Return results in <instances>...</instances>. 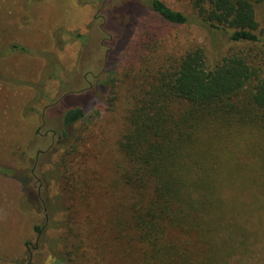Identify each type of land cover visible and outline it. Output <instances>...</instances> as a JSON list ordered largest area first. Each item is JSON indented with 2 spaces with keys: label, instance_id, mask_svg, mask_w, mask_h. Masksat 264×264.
<instances>
[{
  "label": "trees",
  "instance_id": "1",
  "mask_svg": "<svg viewBox=\"0 0 264 264\" xmlns=\"http://www.w3.org/2000/svg\"><path fill=\"white\" fill-rule=\"evenodd\" d=\"M144 1L170 23L222 34L228 47L196 43L156 56L151 49L122 62V70L110 52L101 70L113 74L99 109L122 115L107 143L114 149L110 179L98 184L92 164L80 173L66 167L85 116L81 105L66 107L61 124L38 129L71 145L47 220L33 225L36 243L61 225L63 264H264L253 259L264 257V69L256 60L264 35L255 15L263 0H190V14ZM126 40L122 34L118 43ZM9 172L16 170L0 165V176ZM61 200L64 214L53 216ZM57 243L48 240L52 252Z\"/></svg>",
  "mask_w": 264,
  "mask_h": 264
},
{
  "label": "rangeland",
  "instance_id": "2",
  "mask_svg": "<svg viewBox=\"0 0 264 264\" xmlns=\"http://www.w3.org/2000/svg\"><path fill=\"white\" fill-rule=\"evenodd\" d=\"M134 1L0 0V165L16 170L0 176V264H63L57 234L62 226L48 228L46 240L37 245L33 225L47 220L46 203L61 188L62 156L71 145L62 147L36 131L61 124L66 107L79 104L85 109L77 123L75 149L65 156L66 167L80 173L85 164H92L98 184L110 179L108 158L114 149L111 152L107 143L112 146L122 115L99 109V99L106 98L113 74L101 70L111 51L115 49L113 68L116 64L122 70V62L151 49L159 50L156 56L196 43L210 50L216 43L228 47L222 34L193 23H170L144 0ZM163 2L192 12L190 0ZM255 15L264 35V0L255 4ZM122 34L127 40L118 43ZM258 56V66L264 69V46ZM64 198L69 203L65 193ZM59 204L53 216L64 214V200ZM52 237L58 242L53 252L48 246Z\"/></svg>",
  "mask_w": 264,
  "mask_h": 264
}]
</instances>
